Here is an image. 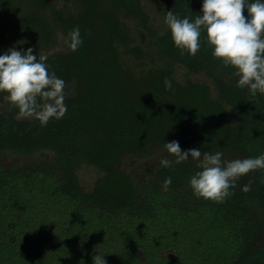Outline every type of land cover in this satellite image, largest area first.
<instances>
[{
  "label": "trees",
  "instance_id": "obj_1",
  "mask_svg": "<svg viewBox=\"0 0 264 264\" xmlns=\"http://www.w3.org/2000/svg\"><path fill=\"white\" fill-rule=\"evenodd\" d=\"M153 4L181 19L202 14L197 0ZM77 26L83 44L71 52L62 38ZM200 43L195 57L181 55L141 0H0V55L45 53L68 89L66 115L46 127L18 121L0 93V264H93L95 255L107 264H264V170L218 204L193 194L200 169L191 157L160 165L175 159L164 147L174 140L227 161L264 154V95L237 87L206 31ZM175 66L214 89L178 81ZM7 154L23 165L4 163ZM82 165L101 173L89 190Z\"/></svg>",
  "mask_w": 264,
  "mask_h": 264
},
{
  "label": "clouds",
  "instance_id": "obj_2",
  "mask_svg": "<svg viewBox=\"0 0 264 264\" xmlns=\"http://www.w3.org/2000/svg\"><path fill=\"white\" fill-rule=\"evenodd\" d=\"M247 9L248 18L244 15ZM164 23L170 29L175 47L181 55L187 53L195 57L200 51V37L206 31L207 43L212 47V56L224 67L235 69L237 87L247 88L252 96L264 95V0H203L202 14L191 21L179 18L168 11ZM63 44L76 52L82 46L79 27H75L62 38ZM34 49L18 51L10 48L0 55V93H7L5 100L10 108L18 109L16 119L37 120L46 127L51 119H62L67 113L65 104L67 87L55 72H49L46 63L48 55L33 54ZM166 89L172 88L169 79L164 81ZM230 111V110H229ZM170 156L163 158L160 165L171 168L192 158L200 169L189 181V186L197 198L221 204L233 195L231 189L237 182L256 170H264V154L257 157L223 160V152H201L193 148L182 151L178 141L164 145ZM172 183L167 177L163 190L168 191ZM245 185L242 191H250ZM93 264H107L104 257L95 255Z\"/></svg>",
  "mask_w": 264,
  "mask_h": 264
},
{
  "label": "rangeland",
  "instance_id": "obj_3",
  "mask_svg": "<svg viewBox=\"0 0 264 264\" xmlns=\"http://www.w3.org/2000/svg\"><path fill=\"white\" fill-rule=\"evenodd\" d=\"M200 5H203V0H197ZM141 3L144 7V9L148 12L151 21L153 22L154 26L159 32H163L164 30L168 29L167 25L164 23L165 16L167 13L164 11H158L153 4V0H141ZM61 48V45H58L55 47V50ZM174 76L178 81H182L184 79H191L193 81H199L204 82L208 84L211 89L213 90V86L211 81L202 74H195L190 73L188 70H186L184 67H174ZM65 93H68V89L65 88ZM47 157H51V154H46ZM41 158V155L35 154L30 157V159H38ZM2 161L6 164H13L15 166H21L23 165L24 159L18 158L15 155L7 154L4 156ZM100 171L87 165H82L78 170L79 180L81 185L84 189L89 190L92 188L94 181L96 178L100 175Z\"/></svg>",
  "mask_w": 264,
  "mask_h": 264
}]
</instances>
